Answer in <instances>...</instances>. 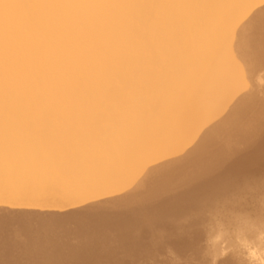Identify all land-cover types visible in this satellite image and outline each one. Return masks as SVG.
I'll use <instances>...</instances> for the list:
<instances>
[{
  "label": "bare ground",
  "instance_id": "obj_1",
  "mask_svg": "<svg viewBox=\"0 0 264 264\" xmlns=\"http://www.w3.org/2000/svg\"><path fill=\"white\" fill-rule=\"evenodd\" d=\"M119 1L120 9L106 0H0V197L43 194L132 208L202 179L244 145H255L245 162L264 160V137L258 135L264 100L256 92L248 88L224 116L205 122L247 89L229 52L237 39L232 34L237 22L248 20L253 35L239 33L240 49L247 56L259 52L264 0ZM46 7H53L48 15ZM129 25L135 30L127 33ZM40 26L57 31L54 36L49 31L43 48L49 65L36 45ZM33 64L37 72L44 69L43 77L35 72L40 79ZM111 81L127 84L114 90ZM120 115L129 128L95 129ZM78 120L84 122L80 127ZM204 122L209 125L194 141ZM168 147L177 150L162 155ZM146 207L133 216L92 219L116 223L139 217L147 223ZM41 221L37 237L30 233L26 240L35 251L57 232L48 219ZM77 230L78 241L66 244L75 259L79 250L111 249H100L111 239L108 234Z\"/></svg>",
  "mask_w": 264,
  "mask_h": 264
},
{
  "label": "rangeland",
  "instance_id": "obj_2",
  "mask_svg": "<svg viewBox=\"0 0 264 264\" xmlns=\"http://www.w3.org/2000/svg\"><path fill=\"white\" fill-rule=\"evenodd\" d=\"M106 1L111 8L117 5L120 9L124 4L119 3L121 2L119 0ZM110 1H114V4L113 2L109 4ZM46 8L48 15L52 12L51 9L53 7L51 9L49 7ZM120 15L121 13H118L112 23H115ZM104 20L105 19H102L101 22ZM248 23V20L236 23L232 36H234L235 33L236 37H234L237 39L233 38L231 42L230 49L233 52L229 50L235 61L237 60L235 62L236 64L238 63L236 67L240 69L241 74L243 73L241 77L242 81L247 85V89L244 90L242 88L239 90L240 92H236L234 94L235 96L233 95L232 99L229 100L232 101L231 104L229 101L226 102L228 107L225 103V106H223L224 109L221 108L217 112L218 114L216 113L212 116L213 118L211 117L210 120L208 119L209 122L208 120L205 121L209 124H212L218 117L220 118L228 112V109L236 100L234 98H238L244 91L248 90L249 81H251V87L254 86L249 88L248 92L252 90L264 100V90L258 89L256 84L257 75L264 72V45L259 52L257 51L253 56H247V53H244L240 49L241 37L238 36L239 33L245 32L246 35H243L248 37L249 35H253L252 32L246 28ZM127 29H129L127 33H130L135 30V27L134 25H129V27H126V30ZM49 31H53L50 32L51 36L57 33V31L52 28L38 27L37 32L40 37L43 38L44 35L47 37V39L45 37L44 39L39 37L37 40L39 44L37 43L36 45L39 46L41 44L39 47L42 50L43 48L46 50L47 44L50 43L47 35ZM45 39L49 42L45 41ZM236 47H238V49ZM234 48L236 50H234ZM45 50H43L44 52H40L44 53L43 58H45V63H47L50 62V58ZM235 53L237 55H235ZM41 56L39 54L38 59H41ZM238 57L239 60L237 59ZM249 57L252 58L250 59ZM46 59H48V61ZM249 62L251 63L249 64ZM45 63H43L44 66L41 64L40 68L44 67L45 70H43L46 72L49 63H47L48 65ZM34 64L33 67L31 66V70L36 69L34 71V77L40 79L41 76H44V72L40 74L43 71L42 69H39L40 71L37 72L38 68H36V64ZM35 72L39 73L41 76ZM35 74L37 76H35ZM244 76L246 77L245 80H243ZM117 82L111 81V83L114 84L113 86L111 84L114 90L118 88V85L125 86L127 84V81H122L121 84ZM205 122L203 123L204 127L201 125L203 128L200 127V129H198L199 131L195 132L193 137L194 141L202 136V133L206 129L205 127L209 125ZM77 124H79L80 127L84 122L83 120H81V122L78 120L75 126H77ZM105 124H108L107 127L109 126L110 128H129L126 127V125H129V122L124 115L114 117L112 120L108 119V121H104L100 125H97L95 129L102 130ZM201 129L202 132H200ZM258 135H262V138L264 137V124L260 127ZM94 138V136L93 138L90 137L91 140ZM104 141L106 142V140ZM99 142L101 143L102 141ZM254 146L253 144L244 145L243 148L238 149L233 155L222 159V162L217 164L216 167L202 179L192 184L185 185L182 188L177 187L168 190L160 194L157 199L153 201L150 200L138 207H110L98 204L97 206H91L85 214L71 215L68 213H54L52 214L55 215L53 217L48 215L49 212L64 211L63 208H66V206L72 207L79 204H86V202H73L61 196L51 197L43 194H35L31 197L22 199L0 197V264H212L211 255L206 251L208 248L206 241L211 236L215 235L218 226H222V230L225 233L222 242L226 243L228 247L238 250L239 240L243 238V233L240 231L239 224L235 217L241 212L251 211L257 207L255 201L252 199L254 195L264 196V160L260 162L256 160L245 162L244 159H242L249 155ZM176 150L177 147H168L161 152L162 155H168L176 152ZM224 181L226 185H224ZM204 186L206 188L209 187V189H205ZM83 192L87 191L84 190ZM103 194L104 193H95L94 195L97 197L100 195V198ZM109 194L110 193H105L103 197ZM143 206H147L146 214L150 216L147 218L151 220H146L147 223L140 222L139 217H132L127 221L123 220L122 222L124 223H105V221L100 220V218L92 219L95 218L93 217L95 214L113 216L126 213V215L129 214L133 216L137 214L139 210L145 209ZM23 208L27 210L22 213L20 210H23ZM131 212L132 214H130ZM43 218L48 219L49 223H53V225L57 227V232H54V237H51L50 241L43 242V247L39 251H35V246L30 245L33 242L26 243V240L31 238L30 233L37 237V233H35L38 228L37 226L40 225V222L45 225V222L41 221ZM173 223H177V227L175 224L173 225ZM76 229H78V232L92 234L97 230L94 234L98 233V237H108L109 235L111 239L108 237L109 239L107 240L109 241L106 246L100 245V249L103 251L107 246L111 249L104 253L95 249L90 250L88 253L86 250H79L78 253L80 256L75 259L68 255L70 251H68L69 248L66 244L68 242L75 243L78 241L77 239L79 237L76 239ZM101 234L103 235L99 236ZM123 234L127 237V239H123L125 240L124 242H122V238L124 237ZM133 234L137 235L132 237ZM49 258H53L54 260L48 263L46 260ZM82 258H84V260H81ZM218 264H246V261L242 259L241 254L234 251L226 258L220 260Z\"/></svg>",
  "mask_w": 264,
  "mask_h": 264
},
{
  "label": "clouds",
  "instance_id": "obj_3",
  "mask_svg": "<svg viewBox=\"0 0 264 264\" xmlns=\"http://www.w3.org/2000/svg\"><path fill=\"white\" fill-rule=\"evenodd\" d=\"M256 84L258 89L264 90V72L257 75ZM248 86L251 88L250 83ZM252 199L257 207L251 211L241 212L235 217L243 233L238 250L222 242L225 235L222 226H218L215 235L206 241L208 244L206 251L211 255L212 264H218L234 251L242 255L246 264H264V196L254 195Z\"/></svg>",
  "mask_w": 264,
  "mask_h": 264
},
{
  "label": "water",
  "instance_id": "obj_4",
  "mask_svg": "<svg viewBox=\"0 0 264 264\" xmlns=\"http://www.w3.org/2000/svg\"><path fill=\"white\" fill-rule=\"evenodd\" d=\"M101 207V206H100ZM91 208V205L88 203L75 205L72 207L66 206V208H63L64 211H51L52 213H60V214H71V215H79V214H85V212L88 211V209Z\"/></svg>",
  "mask_w": 264,
  "mask_h": 264
}]
</instances>
